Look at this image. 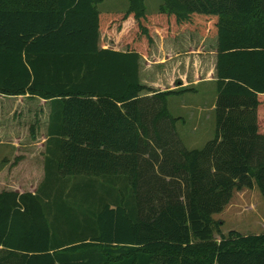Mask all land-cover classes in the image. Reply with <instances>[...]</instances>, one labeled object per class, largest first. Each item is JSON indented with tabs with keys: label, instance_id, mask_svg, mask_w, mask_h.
I'll use <instances>...</instances> for the list:
<instances>
[{
	"label": "trees",
	"instance_id": "trees-1",
	"mask_svg": "<svg viewBox=\"0 0 264 264\" xmlns=\"http://www.w3.org/2000/svg\"><path fill=\"white\" fill-rule=\"evenodd\" d=\"M102 1L0 0V95L50 109L42 182L0 191V264H264V233L214 235L235 190L264 196V0ZM185 31L217 37L216 132L199 149L168 108L186 89L140 77L155 36Z\"/></svg>",
	"mask_w": 264,
	"mask_h": 264
},
{
	"label": "crops",
	"instance_id": "crops-1",
	"mask_svg": "<svg viewBox=\"0 0 264 264\" xmlns=\"http://www.w3.org/2000/svg\"><path fill=\"white\" fill-rule=\"evenodd\" d=\"M210 38L212 37L202 36L196 32L190 31H185L184 33L176 37H160L156 35L155 43L152 47L151 52L149 53V55L142 57L140 77H142L144 73L147 75H151L154 78L150 82L142 80L143 83L161 90L186 89L178 95L169 96V110L171 107L170 98L176 96L180 98L178 102L179 110H190L189 113L192 117L197 116L198 110L200 111V113L198 114V116H200V119L202 116H205V118L208 117L207 114H204L205 109H207L205 112L209 114L212 110L215 112L217 101V37H213L212 39ZM209 40H214L215 42V47L210 50H208L204 44L205 41L209 42ZM100 46L104 48L112 47L115 49L126 50L119 41L112 39L105 33H101ZM199 87L203 89L201 95L210 103V106L208 108H205L202 104H197L192 99L187 98V91L198 93ZM44 105H47L46 101H44ZM173 115L180 118L177 122V127L179 123H181V121L187 122L183 115ZM40 118H42L40 122L42 125L41 129L36 133V136L32 138V141H30L29 149H26L24 145L20 144L22 141L21 138H16L19 143H13L14 147L12 156H19L22 154L30 157L31 162L29 164H25L28 161L23 159L18 164L12 165L13 161L10 162V159L7 158L3 160L4 163H6L4 166L2 165L3 163H1L0 166V191L16 190L19 192H34L39 183L42 182L44 178L43 152L45 142L47 140V131L45 133H41V131L45 126L42 122L48 120V115H40ZM197 120H199V118ZM45 124L48 123L46 122ZM0 138V142H8L4 139V134H0ZM40 164H42V166ZM33 177H35L34 181ZM32 183H35V186H32L30 189L24 188L31 186ZM1 249L2 247H0V257L7 254V251H1Z\"/></svg>",
	"mask_w": 264,
	"mask_h": 264
},
{
	"label": "rangeland",
	"instance_id": "rangeland-1",
	"mask_svg": "<svg viewBox=\"0 0 264 264\" xmlns=\"http://www.w3.org/2000/svg\"><path fill=\"white\" fill-rule=\"evenodd\" d=\"M129 3L130 0H103L99 2L96 7L99 11L103 12L109 10L125 11L128 9ZM164 3V0H144V6L149 13L158 12L159 9L164 6ZM204 44L208 50L215 47L214 40H209V42L205 41ZM141 78V80H146L147 82L154 79L153 76L144 73ZM202 91L203 89L200 87L198 93L187 91V98L208 108L210 103L201 95ZM179 99L180 98L176 96L170 98V112L172 114L183 115L187 121H181V123H179L177 127L179 136L187 149L203 148L206 143L215 136V112L212 110L209 114L205 112L207 110L205 109L204 114H207L208 117L205 118V116H202L200 119V116H198L200 111L198 110L197 116H195L196 118L192 117L189 113L190 110H179ZM44 101L43 99L29 98L27 96L14 97L0 95V134H4V139L8 141L0 142V166L1 163H3V166L5 165L6 162L4 163L3 160L7 158L10 159V162L13 161L12 165L18 164L23 159L28 161L25 164L31 162L30 157L22 154L19 156H12L13 143H19L16 138H21L22 141L20 144L24 145L26 149L30 148V141L34 138L30 130L31 126L35 124L37 133L42 126L40 123L42 119L40 115L43 116L46 114L49 116L50 109L48 104L44 105ZM197 117L199 120H197ZM46 122L48 123V120L42 122L45 126L41 133L47 131ZM40 165L42 166V164ZM34 180L35 177H33V181ZM32 186H35V183L24 188L30 189ZM214 219L220 222L219 226H214V235L218 240H220L222 233L228 235L231 231L242 234L264 233V196L262 192L257 185L251 188L243 187L242 189L235 190L229 204L220 213L215 214Z\"/></svg>",
	"mask_w": 264,
	"mask_h": 264
}]
</instances>
